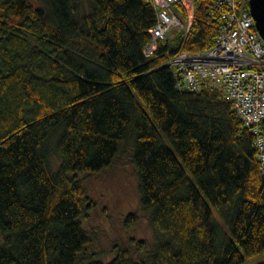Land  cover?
I'll return each instance as SVG.
<instances>
[{
    "label": "trees",
    "instance_id": "1",
    "mask_svg": "<svg viewBox=\"0 0 264 264\" xmlns=\"http://www.w3.org/2000/svg\"><path fill=\"white\" fill-rule=\"evenodd\" d=\"M212 7L193 0L187 34L145 55L148 0H0V264H239L264 249L254 135L219 91L178 90L166 65L213 45ZM129 141L153 241L137 260L126 246L80 257L92 205L75 175Z\"/></svg>",
    "mask_w": 264,
    "mask_h": 264
},
{
    "label": "built area",
    "instance_id": "2",
    "mask_svg": "<svg viewBox=\"0 0 264 264\" xmlns=\"http://www.w3.org/2000/svg\"><path fill=\"white\" fill-rule=\"evenodd\" d=\"M148 1L155 21L148 30L151 43L145 55L155 49L157 40L186 35L193 18V0ZM212 1L211 12L221 21L213 45L196 53L179 52L166 65L173 67L178 90H217L232 103L243 126L254 135L251 147L264 176V46L245 9L247 0Z\"/></svg>",
    "mask_w": 264,
    "mask_h": 264
},
{
    "label": "rangeland",
    "instance_id": "3",
    "mask_svg": "<svg viewBox=\"0 0 264 264\" xmlns=\"http://www.w3.org/2000/svg\"><path fill=\"white\" fill-rule=\"evenodd\" d=\"M132 154L133 145L129 141L120 149L107 169L96 174L75 175L86 190L92 205L79 217L80 225L89 237V242L83 247L84 251L79 254L80 257L94 253L102 262H107L113 257V247L126 246L134 259L145 258L146 254L136 249V243L143 241L148 251L154 232L149 224L148 214L143 212L139 204ZM209 208L216 224L230 237L215 208ZM130 214L133 218L127 221L126 217ZM1 242L0 233V244ZM262 261L264 249L250 256L244 255L239 264H258Z\"/></svg>",
    "mask_w": 264,
    "mask_h": 264
},
{
    "label": "water",
    "instance_id": "4",
    "mask_svg": "<svg viewBox=\"0 0 264 264\" xmlns=\"http://www.w3.org/2000/svg\"><path fill=\"white\" fill-rule=\"evenodd\" d=\"M248 10L253 18L259 42L264 46V0H247Z\"/></svg>",
    "mask_w": 264,
    "mask_h": 264
}]
</instances>
